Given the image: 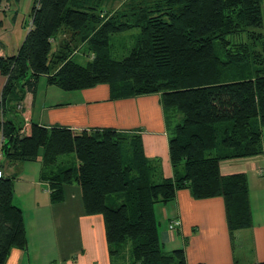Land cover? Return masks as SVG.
<instances>
[{
	"label": "trees",
	"instance_id": "16d2710c",
	"mask_svg": "<svg viewBox=\"0 0 264 264\" xmlns=\"http://www.w3.org/2000/svg\"><path fill=\"white\" fill-rule=\"evenodd\" d=\"M106 1L34 0L18 53L0 56L6 79L0 98L4 160H40V180L49 184L53 204L64 202L65 186L76 184L85 214L103 218L112 264H188L184 249H164L155 212L179 190H190L196 200L223 198L232 240L253 226L247 175H223L220 163L264 153V54L251 50L257 47L252 39H264V0H129L114 14L102 10ZM133 28H140L135 45L123 59L113 58L112 39ZM63 32L70 35L62 46L69 54L60 43L50 59ZM74 42L86 43V65L71 57ZM251 60L255 76L248 72ZM40 77L66 92L108 85L112 99L159 95L173 128L174 177H159L138 134L35 123L22 134L18 106L35 93ZM177 113L181 122L173 125L169 117ZM72 154L75 167L60 161ZM14 181L0 178V264L13 249L28 247Z\"/></svg>",
	"mask_w": 264,
	"mask_h": 264
},
{
	"label": "crops",
	"instance_id": "0c3cea01",
	"mask_svg": "<svg viewBox=\"0 0 264 264\" xmlns=\"http://www.w3.org/2000/svg\"><path fill=\"white\" fill-rule=\"evenodd\" d=\"M0 81L1 98L6 79L2 76ZM56 88L48 86L43 94L36 87L35 93L26 95L22 104L26 125L138 134L159 177H174L169 155L173 128L159 95L112 99L108 85L67 93ZM2 164L4 174L15 177L14 203L23 211L28 239L27 249H13L6 264H112L103 218L85 214L78 187L65 186L64 202L53 204L49 184L40 180V160L17 165L23 167L16 172L14 164ZM220 170L223 175L248 177L253 226L234 237H244L249 245L244 243L240 252L234 248L223 198L196 200L190 190L182 189L174 201L159 204L162 220L155 208L164 249H184L188 264H264V153L222 161ZM25 209H30L28 218ZM173 220L180 223L176 230L170 227Z\"/></svg>",
	"mask_w": 264,
	"mask_h": 264
},
{
	"label": "rangeland",
	"instance_id": "374dc122",
	"mask_svg": "<svg viewBox=\"0 0 264 264\" xmlns=\"http://www.w3.org/2000/svg\"><path fill=\"white\" fill-rule=\"evenodd\" d=\"M33 3H34V0H0V56L1 57H9V56L16 55L18 53V50L23 44L25 37L31 27L30 14L33 8ZM126 3H129V0H108L102 5V10L109 12L110 14H114L117 11L125 10L126 6L124 5H127ZM263 16H264V4H263ZM131 23L133 22L131 21ZM259 32L263 33L264 35V25H263V28L259 30ZM139 34H140V28H133V29L127 30L115 36L112 39V47L110 51L111 56L117 60H121L125 56H127V54L130 52V50L135 45ZM69 37L70 35H68V33H65V32L60 33L57 36L56 38L57 40L53 43V46H52V51L49 56L50 59H53L55 55L59 54V51H57V49H59L60 43L62 44L60 51L66 52L69 54L67 49L62 48V46L66 42L65 40H67ZM242 39L246 43H252V40H253V42L257 43V47L252 45L251 50L264 54V39L258 42V41H255L254 39L250 40V38L247 37V35H245ZM70 48L72 52L74 51L72 53L73 56L71 55V57L74 58V60L77 61L78 63L82 65H86V63L88 62L87 56L85 55V51H87L86 43L77 44L76 42H74ZM252 60L249 61V63L247 64V65H250L248 72L251 73L252 76H255L257 65ZM54 70H55V66L52 65L51 72ZM1 78L2 76H0V80ZM243 78L244 77H241L239 79H243ZM48 86L49 85L46 82V77H40L38 84H37V87L40 89V92H43L44 94L45 89ZM51 87H55V86H51ZM22 104L18 106V109L20 111L23 110ZM181 118L182 117L179 113H177V115L175 116L173 114H170L169 121H172L173 125H175L181 122ZM19 120L25 128L26 120L22 113L20 114ZM263 141H264V129H263ZM3 143H4V140L2 138V135L0 134V164H2L3 162L6 163V161L4 160L3 152H2ZM127 152H125L124 154L127 155ZM64 160L68 161L71 167H75L77 165V162L73 154L64 156L60 159V161H64ZM10 164L15 165L14 169L16 172L23 167V166L18 167L17 165H25V162H17V163L15 162V163H10ZM260 170L262 173V169ZM69 187H78V186L76 184H73L72 186H68V188ZM156 208L158 209V210L156 209L157 218L162 220L159 204L156 205ZM57 209L58 208L55 209L56 215L59 214V211ZM25 210H26L25 211L26 218H28L30 214V209H25ZM176 222H177L176 220H173L172 223L170 224V227L174 230H176L180 226V225L175 224ZM244 230L249 231V229H243V231ZM239 231H242V230H239ZM243 239L244 237L242 238V240L239 238L236 239V237H234L233 240L231 239L232 244H234V248H236V250L238 249L237 252H240V247L243 246L244 243H248L247 245H249L250 243L249 241L243 240Z\"/></svg>",
	"mask_w": 264,
	"mask_h": 264
},
{
	"label": "built area",
	"instance_id": "2783aa9c",
	"mask_svg": "<svg viewBox=\"0 0 264 264\" xmlns=\"http://www.w3.org/2000/svg\"><path fill=\"white\" fill-rule=\"evenodd\" d=\"M26 128H23V130L21 131L22 132V134H25L26 133V130H25ZM3 138V137H2ZM4 139V138H3ZM0 166H1V164H0ZM4 171L1 169V167H0V178H2V177H4ZM175 224H177V225H180V223L177 221Z\"/></svg>",
	"mask_w": 264,
	"mask_h": 264
}]
</instances>
